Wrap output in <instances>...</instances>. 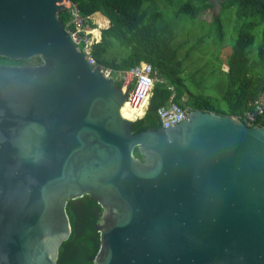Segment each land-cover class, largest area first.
Listing matches in <instances>:
<instances>
[{"label": "water", "instance_id": "95a60500", "mask_svg": "<svg viewBox=\"0 0 264 264\" xmlns=\"http://www.w3.org/2000/svg\"><path fill=\"white\" fill-rule=\"evenodd\" d=\"M63 0H0V264H59L70 201L103 209L94 264H264V126L192 111L132 133ZM137 149L141 159L133 155Z\"/></svg>", "mask_w": 264, "mask_h": 264}, {"label": "trees", "instance_id": "16d2710c", "mask_svg": "<svg viewBox=\"0 0 264 264\" xmlns=\"http://www.w3.org/2000/svg\"><path fill=\"white\" fill-rule=\"evenodd\" d=\"M72 1L91 25V18L97 14L109 21L108 28L103 30L102 42L92 50L98 65L120 71L130 70L140 62H148L159 71L164 81L155 87L146 117L133 123V134L161 129L158 111L174 95V101L190 112L200 110L244 120L246 113L255 110V102L264 93V41L259 48L255 47V31L264 26V0H231L228 5L231 9L236 8L235 14L241 24L237 28L238 36L231 55L226 62H220L217 72H213L224 76L222 100L225 108L213 102L208 94V86H194L197 74L190 75L186 67V61L193 56V52L187 51L184 58L180 55L189 42L187 40L175 46L180 34L173 31L167 34V29L160 26L163 14L159 9L153 12L145 9L147 4L154 6L155 0ZM207 6L208 0H193L181 5L178 14L197 21L199 13ZM61 19L67 25L69 16L66 12L61 13ZM262 33L264 36V30ZM255 49L258 50V58L254 57ZM116 50H119L121 60L109 58V53ZM35 60L41 65L40 58ZM0 65L21 68L27 65V61L0 57ZM223 67L228 68V71L223 72ZM117 86L121 87L120 84ZM257 124L264 126V115L260 116ZM133 155L141 159L137 149ZM67 213L72 234L61 248L59 264H94L101 244L96 225L102 217L103 209L86 195L70 201Z\"/></svg>", "mask_w": 264, "mask_h": 264}, {"label": "rangeland", "instance_id": "374dc122", "mask_svg": "<svg viewBox=\"0 0 264 264\" xmlns=\"http://www.w3.org/2000/svg\"><path fill=\"white\" fill-rule=\"evenodd\" d=\"M190 1L193 0H155L154 6L147 4L145 9L150 12L159 9V12L163 14L160 26L167 29V34L172 31L180 34L179 40L174 43L175 46L188 40L189 45L181 50L180 55L184 58L187 51L193 52V56L186 61V67L190 75L197 74L195 83L193 82L194 86L198 84L208 86L210 89L208 94L211 95L213 102L225 108L222 100V90L225 87L224 76L213 72H217L220 62H226L231 55L238 36L237 28L241 23L235 14L236 8L228 7L231 0H208V6L199 13L197 21L187 16H180L178 14L180 6ZM94 21L96 23L93 27H100L102 33L109 26V21L101 14L94 15ZM263 30L264 26H261L255 31L256 48H259L264 41ZM116 54L119 55V50L111 51L109 58L121 60L120 55L118 57ZM258 55V50L255 49L254 57L258 58ZM35 59L28 60L27 65L21 68L39 66ZM222 70L227 72L228 68L223 67Z\"/></svg>", "mask_w": 264, "mask_h": 264}, {"label": "built area", "instance_id": "2783aa9c", "mask_svg": "<svg viewBox=\"0 0 264 264\" xmlns=\"http://www.w3.org/2000/svg\"><path fill=\"white\" fill-rule=\"evenodd\" d=\"M65 12L69 16V22L65 25L66 33L69 35L73 44L82 51L88 62L97 69L106 80H113L115 84H120L124 92L125 85L129 86L126 94L127 103L135 111L134 122L146 117L154 90L157 85L164 83L160 78L159 71L148 62H140L130 70H114L98 65L92 54L93 47L102 42L101 28H94L90 21L84 17L72 0H63ZM93 24L96 23L91 18ZM99 32V36L96 32ZM173 89V88H172ZM173 99L160 108L158 116L161 127L164 129L173 128L188 120L190 111ZM255 110L245 115V123L250 127L258 126L257 122L261 115H264V93L255 102ZM140 113V114H139ZM238 118V117H237Z\"/></svg>", "mask_w": 264, "mask_h": 264}, {"label": "bare ground", "instance_id": "6f19581e", "mask_svg": "<svg viewBox=\"0 0 264 264\" xmlns=\"http://www.w3.org/2000/svg\"><path fill=\"white\" fill-rule=\"evenodd\" d=\"M96 33H97L98 36H99V32L97 31ZM125 107H126L127 109H131V107H130V105H129L128 103L125 104ZM131 113L133 114V117L131 118V120H133V119L135 118V114H134V112H133L132 109H131Z\"/></svg>", "mask_w": 264, "mask_h": 264}, {"label": "crops", "instance_id": "0c3cea01", "mask_svg": "<svg viewBox=\"0 0 264 264\" xmlns=\"http://www.w3.org/2000/svg\"><path fill=\"white\" fill-rule=\"evenodd\" d=\"M97 18V17H96Z\"/></svg>", "mask_w": 264, "mask_h": 264}, {"label": "flooded vegetation", "instance_id": "af4514ba", "mask_svg": "<svg viewBox=\"0 0 264 264\" xmlns=\"http://www.w3.org/2000/svg\"><path fill=\"white\" fill-rule=\"evenodd\" d=\"M4 66V65H3Z\"/></svg>", "mask_w": 264, "mask_h": 264}]
</instances>
